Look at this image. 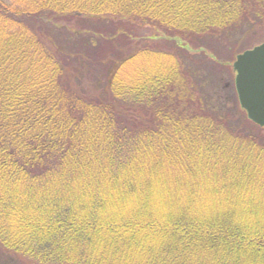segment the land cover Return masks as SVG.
<instances>
[{"label":"trees","instance_id":"obj_1","mask_svg":"<svg viewBox=\"0 0 264 264\" xmlns=\"http://www.w3.org/2000/svg\"><path fill=\"white\" fill-rule=\"evenodd\" d=\"M261 22L264 0H0V264H264L233 68L264 39L230 42Z\"/></svg>","mask_w":264,"mask_h":264},{"label":"water","instance_id":"obj_2","mask_svg":"<svg viewBox=\"0 0 264 264\" xmlns=\"http://www.w3.org/2000/svg\"><path fill=\"white\" fill-rule=\"evenodd\" d=\"M233 68L241 107L250 120L264 127V41L239 53Z\"/></svg>","mask_w":264,"mask_h":264},{"label":"rangeland","instance_id":"obj_3","mask_svg":"<svg viewBox=\"0 0 264 264\" xmlns=\"http://www.w3.org/2000/svg\"><path fill=\"white\" fill-rule=\"evenodd\" d=\"M259 39L260 40L264 39V22L259 23L255 31L250 29V25L240 29L238 33L232 36L230 42L232 43L233 49L236 48L238 51H240L242 50V48H247L252 46L254 42L256 43L260 42ZM192 53H198V52H192ZM195 56H201V54H197ZM229 59L231 58L229 57ZM85 86H90V84H86Z\"/></svg>","mask_w":264,"mask_h":264}]
</instances>
